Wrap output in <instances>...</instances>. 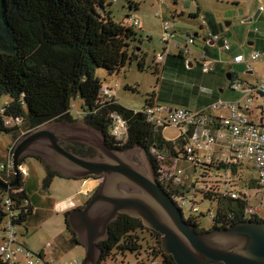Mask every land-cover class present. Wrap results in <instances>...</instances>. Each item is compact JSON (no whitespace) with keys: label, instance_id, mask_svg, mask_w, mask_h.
<instances>
[{"label":"trees","instance_id":"obj_1","mask_svg":"<svg viewBox=\"0 0 264 264\" xmlns=\"http://www.w3.org/2000/svg\"><path fill=\"white\" fill-rule=\"evenodd\" d=\"M115 3H123L125 20L122 22L113 17ZM139 8L137 0H0V98H7L0 109V132L13 136L22 129L29 132L39 130L52 121L66 119L74 122L73 102L81 99V108L87 114V125L103 133L110 148L119 152L142 148L148 153L162 190L181 207L182 214L183 208L189 207V219L186 220L183 214V220L192 224L198 232L208 231L201 226V220L206 216L212 219L211 229L231 227L246 221L264 222L261 217L264 186L252 161L239 160L229 165L201 163L194 168L199 176L197 182L214 171L224 172L223 188L219 183H212L203 191L196 192L194 183L191 187L184 182L178 185L175 182L177 175L171 169L179 162L187 161L186 148L194 131L189 132L187 137L180 135L174 141L165 139L162 135L164 128L156 127L145 113L155 106V93L146 100L144 111L135 112L119 104L113 89L105 87L104 80L97 74L99 70L106 71L110 76L120 74L135 60H138V69L144 70L145 59L141 57L138 45L143 34L131 15ZM262 12L264 8L260 9L258 17L263 19ZM165 22L169 21L164 17ZM212 35L215 34L209 32L202 38L213 41ZM190 37L194 38V43L195 38H201ZM182 54L178 58L185 56ZM156 65L159 71L161 63ZM229 75L231 83L245 84L236 75ZM105 90H110L111 95ZM113 116H118L127 125L128 138L124 143L111 134ZM64 148L85 159L98 156L93 148L80 143H68ZM157 157L162 159L161 162ZM27 159L44 162L37 156H24L20 160L17 184L8 190L0 187V234L7 224L25 228L34 216L35 209L20 171ZM9 166L0 164V181L4 185L16 179L14 170L8 179L6 172ZM45 168L41 187L44 193L50 190L55 178H64L48 165ZM249 171H255L258 177H249ZM238 181L241 182L240 189ZM244 188L254 192L256 197L263 195L257 215L249 213L255 206L250 205L249 193L242 192ZM184 201L182 206L180 202ZM201 204H214L215 212L210 207L203 212ZM66 229L72 235L74 246H80L74 232L67 226ZM143 232L148 233L147 238L139 235ZM161 241L162 236L147 229L140 219L120 215L110 224L108 237L98 245L100 255L97 264H110L115 253L142 256L146 252H149L152 264H176L174 258L162 250ZM19 249L20 253H25L22 246ZM25 257L24 263L28 259L34 262L32 255L25 253ZM44 259V254L39 255L37 263L44 262ZM16 263L24 264L17 260ZM0 264H10L2 254Z\"/></svg>","mask_w":264,"mask_h":264},{"label":"rangeland","instance_id":"obj_2","mask_svg":"<svg viewBox=\"0 0 264 264\" xmlns=\"http://www.w3.org/2000/svg\"><path fill=\"white\" fill-rule=\"evenodd\" d=\"M137 2L140 4V8L137 12H132L131 15L138 20V27L143 34L142 41L138 45L142 54L141 57L145 59L144 70L138 69V60H135L117 75L110 76L104 70L97 72L99 77L104 80L105 87L113 89L116 100L123 107L135 112H142L146 108V100L155 93V105L188 110L207 109L212 104L219 102L220 98L232 102L240 97V93L233 92L229 88L230 82L227 79L229 73L236 75L238 80L246 84L264 81V12L261 13L263 19L258 17L260 9L264 8V0H137ZM122 4L115 3L112 7L113 17L118 22L125 20ZM163 16L169 21L173 31H179L178 34L176 32V41L181 46L188 44L189 36H193L194 31L201 33L202 36L204 34L207 36L209 32H213L221 38L218 43L221 45L210 46L202 36L199 39L195 38V45L189 46V48L194 52L193 60L196 62L187 55L183 56L182 59L178 58L182 49L175 50L174 46L171 45L173 55L163 56L158 71L156 70V63L158 64V62L155 59H158V56L167 47L161 42ZM193 16L196 17L193 18ZM216 21L219 22L220 27L208 29L207 22L215 23ZM224 41L229 44L234 52H240L246 57L250 55L249 53L246 55V50H249L247 43L255 44L252 47V53L260 52L262 56L252 65L254 74H246L247 65L232 64L234 58L230 52L223 49L222 43ZM202 52L210 58L209 63L215 66L214 72L208 74L203 72L198 58V53ZM210 53L215 59L210 56ZM189 61L194 63L193 68H188L187 62ZM6 101V97L0 98V109ZM73 103L75 105L72 111L73 123L83 129H88L89 126L85 121L87 114L81 108L82 100L78 99ZM145 113L147 114V110ZM213 114L223 115V112H214ZM54 122L52 121L33 132L22 129L13 136L0 132V164L10 165L13 161L14 149L21 140L41 129L52 128ZM113 124L111 127L112 136L120 142H126L128 138L127 125L115 121ZM162 135L165 139L174 141L180 137V131L168 127L163 129ZM77 143L83 144L82 142ZM84 150L88 152L87 149ZM27 155L34 156V154ZM99 156L98 154L96 157L88 156L83 159L97 161ZM124 156L135 163L144 173H148L140 149L134 148ZM201 156L204 155L201 154ZM43 161L40 163L35 159H27L20 167V171L25 170V174L21 171V175L26 181V189L35 212L25 228L16 227L15 232L21 235L16 239L15 249L22 246L25 253L34 257V264H71L76 261L82 264L86 250L82 246H74L72 235L66 229L65 219L70 211L84 207L93 194L88 195L85 199V196L78 194L81 183H75L74 180L65 177L55 178L50 190L44 193L41 187L46 171L45 165H48L54 172L58 173V171L53 170L51 165L45 160ZM177 165L175 169L182 171L183 182L188 187L194 183L196 192L203 191L207 185L212 183H219L222 188L224 186V172L214 171L205 179L200 178L197 182L199 176L195 174L194 168L190 164L181 161ZM248 175L249 177L252 175L253 178L258 177L255 171H249ZM237 183L238 186L240 185L238 188L240 189L241 182L238 181ZM242 192L249 193L251 206L260 204L263 195L260 194L256 197L255 193L247 188H244ZM200 198L199 194L198 199ZM201 206L203 212H206L209 207L213 213L216 209L214 204L211 206L201 204ZM183 214L184 218L188 220L190 216L188 206L183 208ZM261 217L264 220V196ZM212 225L210 216L201 220V226L205 230L211 229ZM3 230L8 231L7 228H3ZM147 234L143 232L139 235L147 238ZM25 253H18L15 257L16 260L24 263L27 259ZM148 253H143L142 256L130 253L123 256L115 253L110 264H152ZM41 254L45 256L44 262L37 263L38 256Z\"/></svg>","mask_w":264,"mask_h":264},{"label":"water","instance_id":"obj_3","mask_svg":"<svg viewBox=\"0 0 264 264\" xmlns=\"http://www.w3.org/2000/svg\"><path fill=\"white\" fill-rule=\"evenodd\" d=\"M187 62L188 68L194 65ZM227 79H231L230 75ZM54 128L41 129L25 137L13 155L14 182L0 187L8 190L18 181L20 160L27 154L41 157L53 170L69 179L100 178L101 185L84 207L69 212L67 228L85 248L82 264H97L98 244L108 237L109 226L120 215L140 219L143 225L162 236L161 248L176 264H264V222L246 221L231 227L198 232L183 220L182 211L161 188L156 170L142 151L148 173L110 148L103 133L81 129L80 136L59 138ZM76 140L92 147L102 157L85 160L59 143Z\"/></svg>","mask_w":264,"mask_h":264},{"label":"built area","instance_id":"obj_4","mask_svg":"<svg viewBox=\"0 0 264 264\" xmlns=\"http://www.w3.org/2000/svg\"><path fill=\"white\" fill-rule=\"evenodd\" d=\"M133 22L138 26V20L133 18ZM176 38L177 34L173 31L172 26L168 22L163 23L161 42L167 47L158 56L157 62L158 60L161 61L164 55L170 56L173 54L170 46L176 41ZM212 39L214 43H219L221 40L217 35H212ZM194 44V38L190 37L188 44L184 46L178 44L175 49L181 48V54L191 56L193 51L189 46ZM222 47L226 52L230 51V46L226 41L222 43ZM261 56L260 52H255L250 56L249 61L252 63L256 62ZM199 58L204 73L214 70V66L209 63V58L204 53L199 54ZM249 61L243 55H238L232 60V64H243ZM230 89L240 93L241 97L237 101H221L207 109L198 110L155 105L147 110L149 121L156 127L175 128L180 131L181 136L187 137L189 132L194 131L186 148L188 154L186 163L193 168L201 163L216 165L223 163L229 165L235 164L239 160H250L259 174L261 185L264 186V81L255 84L235 82L230 86ZM105 92L108 94L112 93L110 90H105ZM222 111H226L227 114L219 116L213 114L214 112ZM113 117L115 122H123L118 116ZM151 154L156 155L157 153L151 152ZM201 154L204 156H201ZM157 159L158 162L162 160L160 157H157ZM177 166H173L171 170L173 174L177 175L175 182L182 184V171L176 170ZM11 171H13L12 162L7 171L8 179ZM22 173L25 174L24 169ZM232 197L235 198L236 196L232 195ZM7 203L9 204V202ZM180 204L183 206L185 201L180 202ZM178 207L181 208L180 206ZM259 211L260 207L255 206L249 210V213L257 215ZM5 228L8 231L2 230L0 234V254L10 264H18L15 257L21 252V249H15L18 236L15 232L16 228L9 224ZM24 264H34V262L28 259ZM71 264H79V261Z\"/></svg>","mask_w":264,"mask_h":264},{"label":"flooded vegetation","instance_id":"obj_5","mask_svg":"<svg viewBox=\"0 0 264 264\" xmlns=\"http://www.w3.org/2000/svg\"><path fill=\"white\" fill-rule=\"evenodd\" d=\"M251 21V20H250ZM204 41H206L209 45L211 44V42L212 41H210V40H204ZM212 43H214V42H212ZM215 44V43H214ZM194 46V45H193ZM202 53H204V52H202ZM255 53V52H254ZM193 54H194V52H193ZM193 54L191 55V58H192V60H193V58H194V56H193ZM199 54H201V53H198V58H199ZM205 55H206V53H204ZM253 53H251L250 55H249V57H248V60L247 61H249V59H250V56L252 55ZM172 55V54H171ZM170 55V56H171ZM207 56V55H206ZM261 58V57H260ZM259 58V59H260ZM140 59H142V58H140ZM139 59V62H141V60ZM258 59V60H259ZM257 60V61H258ZM193 61H195L196 62V60H193ZM256 61V62H257ZM191 63H189V65L190 64H193L194 65V63L192 62V61H190ZM142 63V62H141ZM199 63H200V58H199ZM246 63V62H245ZM255 62H250L249 61V63H246V65H247V67H248V71H250L249 73L251 74H254L251 70H252V65L254 64ZM233 65H240V64H233ZM237 79H235V81H236ZM229 82H230V86L233 84V82L231 83V79H229L228 80ZM234 81V82H235ZM229 86V87H230ZM52 128H54L56 131H58L59 132V135H58V137L59 138H66V137H71V138H74V137H78V136H80V132H81V129H83V128H81V127H79L78 125H75V123H73V122H71V121H69V120H66V119H64V120H57V121H55L54 122V124H53V126H52ZM50 129V128H49ZM86 130H93L90 126H89V128L88 129H86ZM77 143V142H79V141H76V140H71V141H66V142H60L59 144L64 148V145H66V144H68V143ZM129 151H132V149L131 150H129ZM129 151H126V152H123L125 155H126V153L127 152H129ZM99 159H102V157L100 158H98V160ZM87 179H93V180H96V181H98L99 182V185H98V187L93 191V193L92 194H94V193H96L98 190H99V187H100V185H101V179L100 178H93V177H89V178H85L84 180H87ZM96 191V192H95ZM95 195V194H94ZM94 195H92L91 196V198L94 196ZM90 198V199H91ZM89 199V200H90ZM88 200V201H89ZM87 201V202H88ZM69 230V229H68Z\"/></svg>","mask_w":264,"mask_h":264},{"label":"crops","instance_id":"obj_6","mask_svg":"<svg viewBox=\"0 0 264 264\" xmlns=\"http://www.w3.org/2000/svg\"><path fill=\"white\" fill-rule=\"evenodd\" d=\"M181 15H183V13H181ZM197 16H199V14H196ZM201 27V26H200ZM207 27H208V29H211L212 30V28H217V27H220V25H219V22H215V23H211V22H207ZM201 28H203V26L201 27ZM176 32H177V34L179 33V31H177L176 30ZM201 33H198L197 31H194V33H193V36L194 37H198V36H202V35H200ZM203 36H205V34L203 35ZM179 44V42H177V41H175L173 44H172V46H174V49H175V47L177 46ZM218 43H212L211 42V44H210V46H214V45H217ZM180 45V44H179ZM218 45H221V44H218ZM247 45H248V47H249V50H246V55L249 53V54H251L253 51H252V47L253 46H255V44L254 43H247ZM228 52H230V54H231V56H232V58H235L236 56H238V55H243L242 53H236V52H234L232 49H231V47H230V51H228ZM173 55V54H172ZM210 56L211 57H213L214 58V56L212 55V53H210ZM244 56V55H243ZM247 60H248V57H246V56H244ZM210 59V58H209ZM215 59V58H214ZM210 61H212V60H210ZM246 63H249V62H246ZM246 63H243V64H240V65H246ZM212 64V63H211ZM216 65V64H215ZM214 66V65H213ZM214 70H215V66H214ZM214 70L212 71V72H214ZM252 72L254 71L253 69L251 70ZM250 71H246V74L248 75V74H250L249 73ZM209 73H211V72H209ZM254 73V72H253ZM206 74H208V73H206ZM252 74V73H251ZM230 88V87H229ZM231 90V89H230ZM232 91V90H231ZM222 93L224 92V91H221ZM241 96V95H240ZM225 99L224 98H220L219 99V102H229V101H224ZM232 102H234V101H232ZM74 182L75 183H81L80 184V188H79V191H78V194L79 195H82V196H85V199H86V197L88 196V195H91L92 193H93V191L98 187V185H99V182L98 181H96V180H93V179H87V180H74ZM27 190V189H26ZM88 191V192H87Z\"/></svg>","mask_w":264,"mask_h":264},{"label":"bare ground","instance_id":"obj_7","mask_svg":"<svg viewBox=\"0 0 264 264\" xmlns=\"http://www.w3.org/2000/svg\"><path fill=\"white\" fill-rule=\"evenodd\" d=\"M176 50V49H175ZM158 62L160 63V60H158ZM148 116V115H147ZM148 118H149V116H148ZM174 202V201H173ZM175 203V202H174ZM176 205V204H175ZM177 206V205H176ZM178 207V206H177ZM179 208V207H178ZM180 209V208H179Z\"/></svg>","mask_w":264,"mask_h":264}]
</instances>
